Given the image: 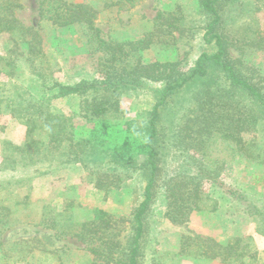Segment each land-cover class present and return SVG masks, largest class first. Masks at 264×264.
<instances>
[{
    "label": "trees",
    "instance_id": "1",
    "mask_svg": "<svg viewBox=\"0 0 264 264\" xmlns=\"http://www.w3.org/2000/svg\"><path fill=\"white\" fill-rule=\"evenodd\" d=\"M15 3L0 0V36H8L5 55L0 56V115L18 120L25 128V140L21 145L2 142L0 174L63 158V163H81L93 188L104 197L136 180L142 186L129 218H114L98 208L83 222L69 217L49 226L54 234L36 236V245L28 238L3 249L0 242V264L24 261L35 250L53 255L55 241L62 237L84 244L94 264H143L146 221L155 200L163 198V217L170 224L184 225L195 213L219 210L217 201L204 192L205 182L238 201L242 215L260 216L244 192L216 177L235 158L264 166V77L246 61L251 52L264 54V0H201L207 51L189 70L181 61H144V53L153 46L168 49L187 38L183 15L159 13L142 38L107 41L96 26L97 10L92 6L42 0L41 21L56 28H80L85 44L100 55L99 78L74 84L54 80L39 32L25 28L10 12ZM193 84H198V91L191 107L166 135L160 125L162 110ZM142 93L153 101L150 109L127 120L120 99ZM60 98L79 99L74 117L80 115L91 124L88 133H76L73 116L42 110V104ZM244 134L251 135L249 142ZM253 179L255 184L264 183V177ZM30 181L22 177L16 183ZM6 210L0 204V235L7 223ZM65 213L71 215L68 209ZM179 255L219 264H257L259 251L252 236L198 237L184 238Z\"/></svg>",
    "mask_w": 264,
    "mask_h": 264
},
{
    "label": "rangeland",
    "instance_id": "2",
    "mask_svg": "<svg viewBox=\"0 0 264 264\" xmlns=\"http://www.w3.org/2000/svg\"><path fill=\"white\" fill-rule=\"evenodd\" d=\"M41 1L15 0L16 6L10 12L25 28L39 32L47 58V69L52 72L54 80L62 84H74L80 80L98 79L100 55L85 44L84 31L75 27L56 28L49 22L41 21L38 17ZM67 1L95 8L96 26L101 37L107 41L142 38L152 29L159 13L183 15L189 29L187 38L177 41L174 47L170 46L168 49L153 46L144 53L146 63L156 60L181 61L183 69L189 70L199 54L207 51L202 42L201 26L204 18L200 11L201 0H135L131 4L124 0ZM7 39V35L0 36V56L5 55L4 45ZM246 61L264 77L263 53L251 52ZM21 74H26L25 67H22ZM7 82L6 79L3 80L5 85ZM196 91L198 84L184 88L162 110L160 125L166 135L171 133L184 110L191 107L192 96ZM150 100L147 93L137 97L124 95L120 102L126 119H135L138 114L144 116L153 102ZM78 103L79 99L60 98L42 104L41 108L46 113L74 117ZM74 123L77 126L76 133L82 136L91 129V124L80 115L74 117ZM242 137L246 142L252 138L249 134ZM24 140V126L12 116L1 114L0 163L2 142L21 145ZM63 161V158H58L13 173L0 174V204L7 208V223L0 235L3 249L13 248L16 241L28 238L33 239V244L36 245V236L40 233L54 234L49 228L53 223L66 221L69 217L74 222H83L91 218L97 208L114 218H129L139 201L141 182L136 180L127 188L113 190L104 197L93 188L81 163ZM253 176L264 177V166L235 158L224 166L216 179L225 186L244 192L259 209L260 216L242 215L243 206L238 201L228 198L220 187L207 182L203 183V190L217 201L218 212L195 213L188 223L181 226L170 224L163 217V198H157L147 216L143 264H219L216 261L180 256L179 246L184 238L213 237L223 240L233 236H252L259 251L257 264L264 263V183L255 184ZM22 177L31 181L19 186L16 181ZM8 181L11 182L10 186L7 190L3 189ZM66 209L71 215L65 213ZM54 252L53 255H47L35 250L24 261L16 264L95 263L87 252V247L71 237L56 240ZM11 255L15 256L12 252Z\"/></svg>",
    "mask_w": 264,
    "mask_h": 264
}]
</instances>
